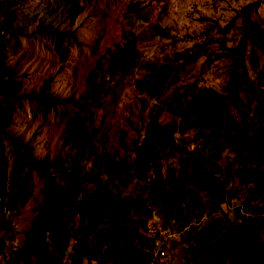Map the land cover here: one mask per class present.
I'll use <instances>...</instances> for the list:
<instances>
[{
    "label": "trees",
    "instance_id": "1",
    "mask_svg": "<svg viewBox=\"0 0 264 264\" xmlns=\"http://www.w3.org/2000/svg\"><path fill=\"white\" fill-rule=\"evenodd\" d=\"M12 3H7V6ZM256 5L246 4L234 16L233 20H240L238 35L229 36L228 27L217 26V34L206 31L195 35L191 48L183 52L174 51L175 56L171 60L143 64L149 74L144 76L140 89H145L150 96L172 89L174 96L169 101L174 109L172 120L175 116L180 120L162 123L158 116H153L143 132L140 131L132 143L122 147L123 155H106L105 161L96 157L88 170H85L84 163L96 129L104 119L105 98L114 79L121 71L140 65L141 61L136 60V56L144 40L167 35V27L161 23L165 0L136 1L128 9L133 11L130 15L132 23L135 16L151 31L143 29L136 33L131 28L123 31L125 40L116 45L112 59L108 60V73L101 75V61L97 60L94 69L87 74L84 95L60 97L46 86L39 92L20 96L30 98L32 107L42 118L62 103H69L71 111L64 122L58 152L53 158L47 154L35 158L31 148L22 145L28 169L37 172L43 180V197L36 207L30 228L25 232L23 245L10 250L9 263L16 264L35 257L37 264H63L61 247L68 236L65 229L67 206L73 199L67 190L69 183L80 195L79 201L74 204L79 221H90L75 246V264H92L93 261L99 264L102 253L111 264H157L160 263L161 251L169 253L168 234L161 236L159 224L153 220L152 211L144 205L142 198L131 199L119 195V191L106 189L107 180L126 186L141 182L145 174L154 169L155 192L163 202V224L171 212L167 196L175 201L173 205H176L177 214L174 221L184 218L182 205L188 209L186 223L201 222L204 215L214 212L224 202L220 197L223 189L215 187V184H220L221 177L204 169V161L216 165L217 170L222 169L232 183L242 176L239 184L250 183L248 190L252 195H264V88L258 82L264 74V28L260 22L249 17ZM50 34L53 48L58 52L64 51L61 43L71 35L70 31L52 29ZM215 55L226 60L227 78L224 84L219 89L198 87L193 95L186 98L187 107L181 106L185 93L179 92V89L184 86L173 87L179 81L178 72L191 62L203 57L211 60ZM254 74L255 77L252 76ZM10 109L13 107L7 104L0 131L8 123ZM185 129L194 137L188 151H185V141L180 139L175 143L176 135ZM118 144L122 146V141ZM62 150L63 153H60ZM227 152L232 154L229 161L224 159ZM184 153L190 155L192 164L189 169H179L176 179L168 176L163 180L158 162L171 154L186 163ZM228 162L231 164L227 166ZM236 162L238 164L234 167ZM253 167L259 168V171L251 172ZM62 179L66 183H62ZM165 183L169 184L167 190ZM179 185L203 191L210 210H206L197 193ZM181 191L188 194L183 195ZM235 210L238 211V208ZM259 210L263 218L264 201ZM138 213L142 216L141 221L133 218ZM220 222L223 225H219ZM258 224L241 215L232 219L226 212L210 221L209 233L214 236V245L221 256L231 259V264H264V232L262 240L254 248H250L246 241L247 230Z\"/></svg>",
    "mask_w": 264,
    "mask_h": 264
},
{
    "label": "rangeland",
    "instance_id": "2",
    "mask_svg": "<svg viewBox=\"0 0 264 264\" xmlns=\"http://www.w3.org/2000/svg\"><path fill=\"white\" fill-rule=\"evenodd\" d=\"M11 1L13 3L7 6ZM136 1L147 0H0V124L7 104L13 107L8 123L0 131V264H14L8 261L10 250L23 245L25 232L30 228L36 207L43 197V180L37 172L28 169L22 145L30 147L35 158L46 154L53 158L58 152L64 122L71 111L69 103H62L56 105L46 118H42L32 107L31 99L20 96L39 92L46 86L60 97L77 98L84 95L87 74L94 69L97 60L101 61V75L108 73V60L112 59L116 45L125 40L123 31L130 28L136 33L143 29L151 31L135 16L132 23L130 15L133 11L128 9ZM249 3L257 4L249 14L250 19L257 20L264 28V0H165L161 23L167 27V35L144 40L136 56V60L141 61L140 65L121 71L114 79L105 98L104 119L98 125L94 142L88 149L85 170L89 169L96 157L105 161L106 155H123L122 147L132 143L153 116H158L162 123L180 120L177 116L172 120L174 109L171 108L173 105H169L174 96L172 89L155 96L140 89L144 76L149 74L143 64L154 60H171L175 56L174 51L183 52L191 48L195 35L206 31L217 34V26L228 27L229 36L238 35L240 20L233 18L240 8ZM7 24L10 27H6ZM52 29L70 31L71 35L61 43L64 48L62 52L53 48ZM178 74L179 81L173 87L184 86L179 92L184 91L181 106L187 107L186 98L193 95L198 87L219 89L224 84L227 78L226 60L219 55L212 56L211 60L203 57L185 65ZM252 76L255 77V74ZM258 82L263 89L264 74L258 78ZM176 136L175 143L180 139L185 141V151H188L194 141L193 134L185 129ZM120 141L122 146L118 144ZM68 153L71 152L68 150ZM226 154L224 159L231 160L232 154ZM183 156L187 157L186 163L178 161V157L171 154L158 162L163 180L168 176L176 179L179 169H189L192 164L190 155L184 153ZM202 165L221 177L220 184H215V187L223 189L220 197L224 202L214 212L204 215L205 218L198 223H186L189 216L185 205H182L184 218L174 221L177 214L176 205H173L175 201L167 196L171 212L163 224V202L155 192L154 169H150L138 183L122 186L114 180L106 182V189L119 191L121 196L142 198L144 205L152 211L153 220L158 222L161 236L168 234L169 257L166 260L172 264H231V259L221 256L214 245V236L209 233L210 221L226 212L232 219L241 215L259 222L247 230L246 241L250 248L262 240L264 216L262 218L259 207L264 195L249 193L250 183L239 184L242 176L232 183L222 169L217 170L216 165L205 161ZM250 170L257 173L259 168ZM68 185L67 190L73 199L67 206L65 229L68 236L61 247L62 262L75 264V246L85 234L90 221H79L74 204L79 201L80 195L70 183ZM165 185L167 190L169 184ZM179 186L197 193L199 200L204 201L206 210H210L203 191L194 190L188 185ZM181 193L188 194L186 191ZM133 218L141 221L142 216L138 213ZM99 258V264H111L105 254L102 253ZM16 264L37 263L33 257ZM92 264L97 263L93 261Z\"/></svg>",
    "mask_w": 264,
    "mask_h": 264
},
{
    "label": "built area",
    "instance_id": "3",
    "mask_svg": "<svg viewBox=\"0 0 264 264\" xmlns=\"http://www.w3.org/2000/svg\"><path fill=\"white\" fill-rule=\"evenodd\" d=\"M61 182L66 183L65 179H62ZM220 225H223V223L221 222ZM168 257L169 255L165 250L161 251L159 254L160 263H157V264H172L171 261L166 260L168 259Z\"/></svg>",
    "mask_w": 264,
    "mask_h": 264
}]
</instances>
